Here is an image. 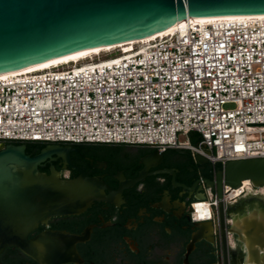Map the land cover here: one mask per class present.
<instances>
[{"label": "built area", "instance_id": "1", "mask_svg": "<svg viewBox=\"0 0 264 264\" xmlns=\"http://www.w3.org/2000/svg\"><path fill=\"white\" fill-rule=\"evenodd\" d=\"M138 44L0 76V142L181 148L215 175L228 160L264 156V19L188 22ZM235 189L194 200L192 220H213Z\"/></svg>", "mask_w": 264, "mask_h": 264}, {"label": "water", "instance_id": "2", "mask_svg": "<svg viewBox=\"0 0 264 264\" xmlns=\"http://www.w3.org/2000/svg\"><path fill=\"white\" fill-rule=\"evenodd\" d=\"M257 13H264V0H0V73L80 49L144 38L188 16ZM180 137L185 139L184 134ZM74 145L48 143L38 153L29 154L26 143L0 142V254L14 246L39 264L77 261L76 243L84 234L57 230H45L34 237L30 234L54 216L80 214L96 200L121 196L124 188L147 174L146 167L134 179L119 172V187L113 189L102 175H87L72 163L71 152L78 150ZM150 148L159 156L167 149L186 151ZM57 158L80 173L65 178L54 166L49 173L40 170L44 162ZM196 159L212 165L197 152ZM244 179L264 187V156L228 160L217 170L215 180L205 181L212 187L217 183L216 193L222 198L224 184L238 188ZM225 212L221 203L222 222ZM194 222L197 226L211 224V220ZM231 231L240 233L246 243L251 256L246 263L264 264L260 260L264 254V210L259 218L254 213L243 217Z\"/></svg>", "mask_w": 264, "mask_h": 264}, {"label": "flooded vegetation", "instance_id": "3", "mask_svg": "<svg viewBox=\"0 0 264 264\" xmlns=\"http://www.w3.org/2000/svg\"><path fill=\"white\" fill-rule=\"evenodd\" d=\"M74 146L78 150L71 152L72 163L87 175H102L113 189L119 187V172L134 179L146 167L147 174L124 188L121 196L96 200L80 214L54 216L30 234L34 237L45 230L84 234L76 243L80 258L63 264H244L251 257L240 233L231 229L245 216H261L264 192L254 195L246 187L227 205L223 222L219 207L210 225L197 226L191 218V203L217 188V183L212 187L205 181L215 180L209 162L199 163L187 150L167 149L159 156L150 147L112 146L113 150L95 149L111 154L100 157ZM51 166L65 178L80 173L61 158L44 162L40 170L49 173ZM260 260L264 263V254ZM0 264L39 262L10 246L0 254Z\"/></svg>", "mask_w": 264, "mask_h": 264}, {"label": "bare ground", "instance_id": "4", "mask_svg": "<svg viewBox=\"0 0 264 264\" xmlns=\"http://www.w3.org/2000/svg\"><path fill=\"white\" fill-rule=\"evenodd\" d=\"M254 19H264V13H257V14H226V15H206V16H188L187 18L177 21L173 23L170 27H167L157 33L151 34L149 36H146L144 38L140 39H134L126 42H121L113 45H106V46H101V47H91V48H85V49H80L68 54H64L61 56H57L39 63L31 64L26 67L13 70V71H7V72H2L0 73V76H7L10 74H18V73H23L27 71H33L36 69H43V68H48L54 65H58L61 63H69L71 61H79L80 59H85L90 56H93L95 54H99L103 51H109L113 50L116 48L122 47L125 51H129L133 48L135 44L138 43H144L149 40H152L156 37H159L161 35L175 32L177 29L181 27L184 23L191 22L196 25H201L204 26L207 23H214L217 20H238V21H247V20H254ZM243 187V188H242ZM248 188L249 191H252L254 195H259L260 193L264 192V187H260L258 190H252L251 186V181L250 179H244L242 182V186L238 187L237 189L234 190L232 195H237L240 196V192L242 189ZM245 191V190H244ZM264 200V198H263ZM245 264H248L245 263Z\"/></svg>", "mask_w": 264, "mask_h": 264}, {"label": "trees", "instance_id": "5", "mask_svg": "<svg viewBox=\"0 0 264 264\" xmlns=\"http://www.w3.org/2000/svg\"><path fill=\"white\" fill-rule=\"evenodd\" d=\"M7 142H14L16 144H20V143H26L27 144V153L29 154H35L38 153L45 145H47L49 142L46 141H40V140H9ZM119 144H123V143H103V142H83V143H78L76 145H79L82 149L85 150H89V153H91L92 155H97V156H110L111 154L108 153H102V152H98L95 149H105V148H109L110 150L112 149V146H116ZM222 165L219 164L217 165V168H221Z\"/></svg>", "mask_w": 264, "mask_h": 264}, {"label": "rangeland", "instance_id": "6", "mask_svg": "<svg viewBox=\"0 0 264 264\" xmlns=\"http://www.w3.org/2000/svg\"><path fill=\"white\" fill-rule=\"evenodd\" d=\"M138 45H140V44H138ZM120 49H122V47H120V48H116L115 51H118V50H120ZM113 50H114V49H113ZM113 50H109V51H113ZM108 53H109L108 51H103V52L99 53L98 55H99V56H106ZM96 57H97V54H95V55H93V56H90V57L86 58L85 60H87V59H95Z\"/></svg>", "mask_w": 264, "mask_h": 264}, {"label": "crops", "instance_id": "7", "mask_svg": "<svg viewBox=\"0 0 264 264\" xmlns=\"http://www.w3.org/2000/svg\"><path fill=\"white\" fill-rule=\"evenodd\" d=\"M116 146H137V145H130V144H125V143H123V144H119V145H116ZM137 147H146V146H137Z\"/></svg>", "mask_w": 264, "mask_h": 264}]
</instances>
